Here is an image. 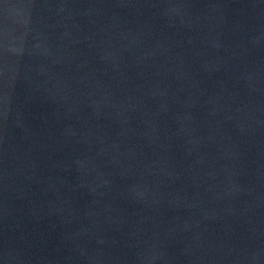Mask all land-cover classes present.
<instances>
[{"label":"water","instance_id":"water-1","mask_svg":"<svg viewBox=\"0 0 264 264\" xmlns=\"http://www.w3.org/2000/svg\"><path fill=\"white\" fill-rule=\"evenodd\" d=\"M0 264H264V0H0Z\"/></svg>","mask_w":264,"mask_h":264}]
</instances>
